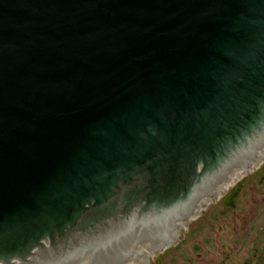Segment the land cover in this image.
<instances>
[{"label":"water","instance_id":"obj_1","mask_svg":"<svg viewBox=\"0 0 264 264\" xmlns=\"http://www.w3.org/2000/svg\"><path fill=\"white\" fill-rule=\"evenodd\" d=\"M263 155L264 0H0V264H146Z\"/></svg>","mask_w":264,"mask_h":264},{"label":"rangeland","instance_id":"obj_2","mask_svg":"<svg viewBox=\"0 0 264 264\" xmlns=\"http://www.w3.org/2000/svg\"><path fill=\"white\" fill-rule=\"evenodd\" d=\"M146 264H264V164L188 224Z\"/></svg>","mask_w":264,"mask_h":264},{"label":"bare ground","instance_id":"obj_3","mask_svg":"<svg viewBox=\"0 0 264 264\" xmlns=\"http://www.w3.org/2000/svg\"><path fill=\"white\" fill-rule=\"evenodd\" d=\"M263 158H264V155H263ZM251 173V172H250ZM248 175V174H247ZM246 175H243V174H240V180H242ZM240 180H234V185H236ZM233 187V186H232ZM232 187L220 192L217 194L216 198H221L227 191H229ZM201 213V212H200ZM199 213V214H200ZM197 214L196 216H194L192 219H190L189 221L186 222V225H185V229L187 228L188 224L191 223L192 221H194L197 216L199 215ZM181 233V231H177V237H179V234Z\"/></svg>","mask_w":264,"mask_h":264}]
</instances>
